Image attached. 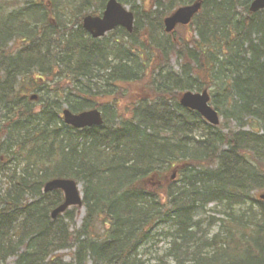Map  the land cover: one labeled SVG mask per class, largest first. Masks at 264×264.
Segmentation results:
<instances>
[{
  "label": "trees",
  "instance_id": "16d2710c",
  "mask_svg": "<svg viewBox=\"0 0 264 264\" xmlns=\"http://www.w3.org/2000/svg\"><path fill=\"white\" fill-rule=\"evenodd\" d=\"M120 1L134 32L93 39L82 19L107 0H0V264H143L162 227L170 248L154 264H264V10L203 0L193 37L174 41L164 18L195 0H152L146 12L149 0ZM204 89L220 126L179 102ZM65 107L100 109L104 124L75 129ZM176 165L178 180L150 179ZM53 178L82 184L80 229L72 210L52 219L63 201L43 193ZM210 205L221 219L198 217ZM71 242L67 262L58 253Z\"/></svg>",
  "mask_w": 264,
  "mask_h": 264
},
{
  "label": "water",
  "instance_id": "95a60500",
  "mask_svg": "<svg viewBox=\"0 0 264 264\" xmlns=\"http://www.w3.org/2000/svg\"><path fill=\"white\" fill-rule=\"evenodd\" d=\"M203 5L202 1H197L191 5L177 9L170 16L165 18V32L172 33L178 25H188L196 14L199 13ZM264 9V0H254L250 6L251 12H257ZM135 15L128 10L119 0H108L102 16H86L83 27L92 35L93 38H101L116 27H123L128 32H133ZM180 103L185 108L197 111L205 120L214 126L220 124L218 112L210 105V95L207 90L202 93L186 92L182 94ZM64 121L66 124L77 129L92 126H101L103 118L99 110H90L80 114H73L69 110H64ZM55 189L63 191L65 201L56 208L51 216L56 218L70 206H82L83 201L74 180L56 179L46 184L44 191L50 192ZM264 199V195L262 196Z\"/></svg>",
  "mask_w": 264,
  "mask_h": 264
},
{
  "label": "rangeland",
  "instance_id": "374dc122",
  "mask_svg": "<svg viewBox=\"0 0 264 264\" xmlns=\"http://www.w3.org/2000/svg\"><path fill=\"white\" fill-rule=\"evenodd\" d=\"M151 3H152V0H149L147 2V4H145L143 7H141L142 8L141 10L144 11V12L149 11V7H150ZM127 6H128V8H131V5H127ZM52 21L54 22V24L56 26H58V23H57L55 18L52 19ZM61 22L69 23L70 22V16L67 14L66 17H63V20ZM190 36L193 37V34H191V28H189V27H181V28H178L176 30V32L170 38L173 39L174 41H176V39H179V40H182L183 38L190 39ZM20 46H22V43L21 42H16V48L18 49ZM170 63L172 65V67L175 69V71H179V69H180L179 61L176 58L175 54H172L170 56ZM146 84L150 85L148 80H146V82H144L142 84L143 86L139 87V90L141 92H143V93L145 92L148 95V97H149L150 96L149 89L144 87V85H146ZM32 94H36V93H32ZM122 104L123 103L119 102L117 107H120V109H122L123 108ZM123 111H124V109H122V112ZM223 120L224 119L222 117L221 118V122ZM234 127H235L234 124H230L229 125V128L233 129ZM2 160H3V163H9L10 162L6 158H2ZM5 166H7V164H5ZM13 168H14V165H12L10 170H13ZM173 169L174 168H172L170 171L164 172L161 175V177H159V181H161L162 183L166 184L168 182L170 183V182H172L174 180H178V176L177 175L175 176L174 179H172L173 178L172 174H173V171H174ZM148 177L150 178V176H148ZM7 179H8L7 176L0 174V184L3 185L4 187H6V185H4L3 183H6ZM146 179H147V177H146ZM153 181H157V179H155ZM81 191L83 192V186L82 185H81ZM262 194L264 195V191L263 192H256V196L257 197H260V195H262ZM70 210H72L73 214L75 215V221H74V223L72 225V231H75V230L80 229L82 227L83 222H84V218L86 216V209H85V207H75V208L72 207ZM223 211H224L223 207H215L214 205H210L205 211H200L198 217L206 218L208 216H211V217H216L217 219L218 218L221 219L223 217L221 212H223ZM65 222H68V220L65 219ZM218 227L219 226H213L210 229V231H209L208 237H210L214 233H216L218 231ZM205 228L208 229L209 228L208 225L205 226ZM92 230H93V232H98L100 230V226L92 228ZM168 230H169L168 227H162L159 230L158 235L155 236L154 239L151 240V242L141 250L140 257L144 261L143 264H154L155 263V259L157 257H160L163 254L167 253V250L170 248L171 239H169L168 236H165V234L163 232H167ZM71 244H72V242L70 243V247L65 248L64 250H62V251H60L58 253V256H60L64 261H67V262H71V260L73 258L74 251H75V248ZM10 264H12V260L10 261ZM87 264H93V263L92 262H88Z\"/></svg>",
  "mask_w": 264,
  "mask_h": 264
}]
</instances>
